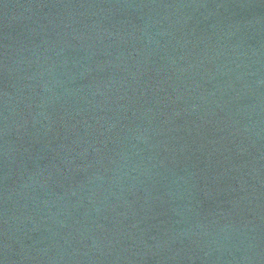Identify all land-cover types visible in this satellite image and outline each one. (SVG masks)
<instances>
[{
	"label": "water",
	"instance_id": "water-1",
	"mask_svg": "<svg viewBox=\"0 0 264 264\" xmlns=\"http://www.w3.org/2000/svg\"><path fill=\"white\" fill-rule=\"evenodd\" d=\"M220 89L240 264H264V0H201Z\"/></svg>",
	"mask_w": 264,
	"mask_h": 264
}]
</instances>
